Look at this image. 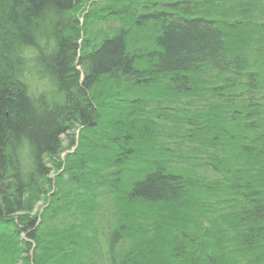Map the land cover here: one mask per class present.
<instances>
[{
    "label": "trees",
    "instance_id": "16d2710c",
    "mask_svg": "<svg viewBox=\"0 0 264 264\" xmlns=\"http://www.w3.org/2000/svg\"><path fill=\"white\" fill-rule=\"evenodd\" d=\"M97 1L0 0V264H264V0Z\"/></svg>",
    "mask_w": 264,
    "mask_h": 264
},
{
    "label": "rangeland",
    "instance_id": "374dc122",
    "mask_svg": "<svg viewBox=\"0 0 264 264\" xmlns=\"http://www.w3.org/2000/svg\"><path fill=\"white\" fill-rule=\"evenodd\" d=\"M111 0H98L97 2H99V4H104V3H110ZM91 7V4L89 2H87L85 5H84V12H86L87 10H89V8ZM81 21V19H80ZM117 25V21H114V20H111L110 21V27H114ZM104 23L102 24L101 22H98L96 24V28H99V27H102L104 28ZM77 68H79V66H77ZM77 132V131H76ZM61 145L63 147V152L61 153L60 157L61 158H64L65 154L69 151H71L74 147H70L69 146V139H68V136L67 135H61ZM55 170L52 169V175L56 172H54ZM41 206H42V202H38L37 205H36V209L40 210L41 209Z\"/></svg>",
    "mask_w": 264,
    "mask_h": 264
}]
</instances>
